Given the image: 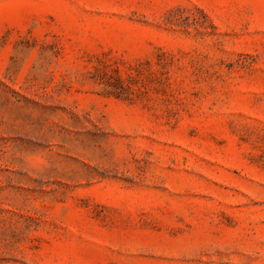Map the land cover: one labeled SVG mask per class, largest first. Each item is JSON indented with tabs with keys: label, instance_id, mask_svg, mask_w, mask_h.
<instances>
[{
	"label": "rangeland",
	"instance_id": "374dc122",
	"mask_svg": "<svg viewBox=\"0 0 264 264\" xmlns=\"http://www.w3.org/2000/svg\"><path fill=\"white\" fill-rule=\"evenodd\" d=\"M0 264H264V0H0Z\"/></svg>",
	"mask_w": 264,
	"mask_h": 264
}]
</instances>
